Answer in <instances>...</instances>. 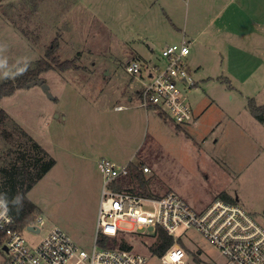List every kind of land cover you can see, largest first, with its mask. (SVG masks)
Masks as SVG:
<instances>
[{
    "label": "rangeland",
    "instance_id": "1",
    "mask_svg": "<svg viewBox=\"0 0 264 264\" xmlns=\"http://www.w3.org/2000/svg\"><path fill=\"white\" fill-rule=\"evenodd\" d=\"M120 2L129 16L120 15ZM134 8L135 0H0V59H7L9 71L8 78L0 71V83L16 77L23 58L30 67L45 58L51 44L57 43L61 62L41 74L54 99L39 84L0 99L9 114L5 127H23L55 159L28 193L46 223L41 234L24 230L31 241L59 226L85 248L92 246L101 157L148 165L143 173L152 193L174 190L198 209L227 192L264 226V128L254 123L240 95L217 79L204 84L197 74V85L187 92L192 123L178 126L154 109L136 106L143 83L127 65L138 57L155 63L163 58L162 45L152 50L147 37H139ZM71 59L74 65L62 69ZM117 103L127 107L117 110ZM6 146L0 135V149ZM150 234L119 238L147 254ZM181 242L191 264H230L193 229ZM5 256L0 248V262ZM148 264L160 261L150 257Z\"/></svg>",
    "mask_w": 264,
    "mask_h": 264
},
{
    "label": "built area",
    "instance_id": "2",
    "mask_svg": "<svg viewBox=\"0 0 264 264\" xmlns=\"http://www.w3.org/2000/svg\"><path fill=\"white\" fill-rule=\"evenodd\" d=\"M190 50L184 38L161 49L160 63L134 59L127 65V71L143 83L139 106L156 110L176 125H188L195 119L187 95L197 83L187 62ZM131 162L121 164L107 157L98 160L103 182L89 249L59 226L46 229L40 239L31 241L24 230L41 234L46 225L44 217L36 214L32 223L18 228L8 211L5 218H0V248L6 252L0 264H148L150 257L160 264H191L180 243L191 229L207 239L230 264H264V226L239 202L216 197L198 209L174 190L156 195L129 189L121 182L131 175ZM140 170L149 172L150 167L142 165ZM158 228L174 238V244L161 256L151 250V245L145 254L119 238L147 230L155 241Z\"/></svg>",
    "mask_w": 264,
    "mask_h": 264
},
{
    "label": "crops",
    "instance_id": "3",
    "mask_svg": "<svg viewBox=\"0 0 264 264\" xmlns=\"http://www.w3.org/2000/svg\"><path fill=\"white\" fill-rule=\"evenodd\" d=\"M119 5L120 15L129 16V8L123 2ZM133 16L141 27L136 30L139 37H147L150 49L186 38L194 76L204 84L220 80L243 98L248 111L250 98L264 104V0H135ZM139 95L140 90L136 106ZM118 105L127 107L117 103L114 108ZM249 113L254 123L260 122ZM260 124L264 128V122Z\"/></svg>",
    "mask_w": 264,
    "mask_h": 264
},
{
    "label": "trees",
    "instance_id": "4",
    "mask_svg": "<svg viewBox=\"0 0 264 264\" xmlns=\"http://www.w3.org/2000/svg\"><path fill=\"white\" fill-rule=\"evenodd\" d=\"M56 46L57 43L51 44L45 58L38 59L32 67L28 66L23 75L4 79L0 83V99L14 94L18 88L24 87L32 80L43 79L46 81L41 74L51 69H57L61 65L59 57L55 54ZM72 62V59L63 62L62 66L65 67L62 69L74 65ZM22 66L23 64H20L19 67ZM248 108L256 119L264 122V104H258L255 98H250ZM8 116V112L4 108H0V135L8 145L0 149V196L6 198L9 212L15 220V226L23 228L34 221L39 211L37 204L29 198L28 193L54 166L55 159L23 127L14 131L7 129L5 124ZM139 167L132 165L131 175L124 178L121 185L143 193L155 194L147 187L144 173ZM17 195L22 197V206L20 207L13 203ZM217 197L235 201L227 192H221ZM157 233L158 236L150 248L155 254L161 256L174 244V238L160 228L157 229ZM180 243L182 244L181 240ZM124 244L123 242L122 245L126 246Z\"/></svg>",
    "mask_w": 264,
    "mask_h": 264
},
{
    "label": "clouds",
    "instance_id": "5",
    "mask_svg": "<svg viewBox=\"0 0 264 264\" xmlns=\"http://www.w3.org/2000/svg\"><path fill=\"white\" fill-rule=\"evenodd\" d=\"M0 51H3V46H0ZM28 64H29L28 58L26 57L23 58V66L17 68L15 75H23L28 69ZM7 66H8L7 59L6 58L0 59V71H2V75L4 78L9 77V71L7 70ZM13 203L18 207L22 206V197L17 195ZM0 209H2V211H0V218H5L9 211V208L6 198L3 196H0Z\"/></svg>",
    "mask_w": 264,
    "mask_h": 264
},
{
    "label": "water",
    "instance_id": "6",
    "mask_svg": "<svg viewBox=\"0 0 264 264\" xmlns=\"http://www.w3.org/2000/svg\"><path fill=\"white\" fill-rule=\"evenodd\" d=\"M36 84H39L41 85L42 89L47 93V95L50 97V98H53L54 99V96L53 94L50 92L49 90V86L48 84L46 83V81H44L43 79H35V80H32L30 82H28L26 85L28 87L30 86H33V85H36ZM29 229H33V226H29ZM150 229H152V227H150Z\"/></svg>",
    "mask_w": 264,
    "mask_h": 264
}]
</instances>
